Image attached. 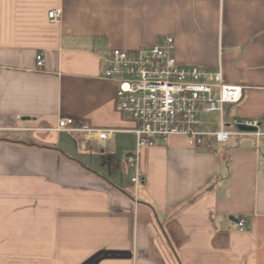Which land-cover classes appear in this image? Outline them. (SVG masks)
<instances>
[{
    "label": "crops",
    "instance_id": "crops-1",
    "mask_svg": "<svg viewBox=\"0 0 264 264\" xmlns=\"http://www.w3.org/2000/svg\"><path fill=\"white\" fill-rule=\"evenodd\" d=\"M168 36L244 88L235 117L264 134V0H0V264H264V137H170L131 183L137 125L100 58ZM61 117L113 131L107 148Z\"/></svg>",
    "mask_w": 264,
    "mask_h": 264
},
{
    "label": "built area",
    "instance_id": "built-area-1",
    "mask_svg": "<svg viewBox=\"0 0 264 264\" xmlns=\"http://www.w3.org/2000/svg\"><path fill=\"white\" fill-rule=\"evenodd\" d=\"M62 14L61 8L51 10L49 22L60 23ZM174 50V38L168 36L150 47L113 50L100 58L104 67L102 79L118 85L117 111L137 125L132 131L135 151L126 156L131 183L137 189L147 184L140 171L142 151L157 147L170 137H185L192 147L206 146L212 140L225 144L232 137H264L257 120L241 121L235 117L243 87L227 84L221 69L211 71L179 64ZM36 61L37 70H43L42 53L37 54ZM240 125L256 131H241ZM55 131L96 135L103 149L114 133L77 126L73 118L64 117L58 119ZM239 227L244 230L243 221Z\"/></svg>",
    "mask_w": 264,
    "mask_h": 264
},
{
    "label": "water",
    "instance_id": "water-1",
    "mask_svg": "<svg viewBox=\"0 0 264 264\" xmlns=\"http://www.w3.org/2000/svg\"><path fill=\"white\" fill-rule=\"evenodd\" d=\"M239 129L241 131H245V132H254V131H256V128L248 127V126H245V125H240Z\"/></svg>",
    "mask_w": 264,
    "mask_h": 264
}]
</instances>
